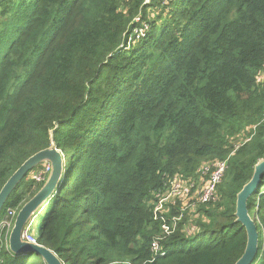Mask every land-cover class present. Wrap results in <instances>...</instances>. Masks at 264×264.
<instances>
[{
	"label": "trees",
	"instance_id": "obj_1",
	"mask_svg": "<svg viewBox=\"0 0 264 264\" xmlns=\"http://www.w3.org/2000/svg\"><path fill=\"white\" fill-rule=\"evenodd\" d=\"M52 143L65 172L29 227L64 264H235L247 244L237 193L264 158V0H0V190ZM217 161L216 200L194 189L186 208L156 212L175 180ZM257 190L261 240L264 179ZM6 232L0 264H46L12 253Z\"/></svg>",
	"mask_w": 264,
	"mask_h": 264
},
{
	"label": "water",
	"instance_id": "obj_2",
	"mask_svg": "<svg viewBox=\"0 0 264 264\" xmlns=\"http://www.w3.org/2000/svg\"><path fill=\"white\" fill-rule=\"evenodd\" d=\"M43 163L50 165L47 177L41 189L19 209L9 235V249L14 254L32 255L36 253L42 256L46 264H64L51 249L42 244L29 242L23 237L24 231L36 213L54 196L65 172L63 153L53 143L26 159L9 177L0 190V213L11 192L27 173ZM263 179L264 158L255 164L251 179L237 193L235 216L236 221L241 223L246 230L247 244L244 253L235 264H253L259 251V229L255 215H252L249 210V200L253 195H257V189Z\"/></svg>",
	"mask_w": 264,
	"mask_h": 264
},
{
	"label": "built area",
	"instance_id": "obj_3",
	"mask_svg": "<svg viewBox=\"0 0 264 264\" xmlns=\"http://www.w3.org/2000/svg\"><path fill=\"white\" fill-rule=\"evenodd\" d=\"M226 168H227L226 161H217V162H213L208 165L207 164L203 165L201 169L203 177L200 178V184H197L192 180H184V179L175 180L168 194L163 195L160 201L158 202V204L156 205L155 207L156 212L162 211L165 204L168 203L172 197L180 196L183 199H188L190 197H193L191 195L194 189H196L195 196L198 202L207 203V202L216 200L217 188H218L219 183L223 179ZM49 169H50V165L48 164L47 172L49 171ZM41 174L42 172L39 173V177L41 176ZM174 202L175 201H172V203ZM258 202H259V198L257 197V205H258ZM14 216H15V212L11 211L10 209L8 211L6 218L0 224V227L2 229H6L7 234L10 233L12 229V228L8 229L7 225L10 226V223L11 221H13ZM178 219H180V217L174 218V221H177ZM27 228H29V226ZM27 228L24 231V235H23L24 238L28 240L29 242L38 243L34 234L32 232H29ZM166 231L169 232L168 227H166ZM263 231H264V228L262 229V232ZM7 242L8 243H6V245L9 247V239ZM153 249L155 251H158L160 249L158 241L153 242Z\"/></svg>",
	"mask_w": 264,
	"mask_h": 264
},
{
	"label": "rangeland",
	"instance_id": "obj_4",
	"mask_svg": "<svg viewBox=\"0 0 264 264\" xmlns=\"http://www.w3.org/2000/svg\"><path fill=\"white\" fill-rule=\"evenodd\" d=\"M144 31H145L144 28H140L139 30H136L135 32L137 33V35L141 36V35H143ZM47 167H48V163H47V166L45 168L46 169L45 171H47ZM37 172L38 173L35 172L36 174L33 173L32 178H34L35 180H37L38 182H40L41 180L44 179V173H42L41 176L39 177V173L42 172V171L39 170ZM184 180H186V179H184ZM196 183L197 184H200V180H197ZM191 200H192V197H190L188 199H183L180 196H176V197H172L171 200H169V202L167 204H170V203H172V201H175L173 204L178 205L177 203L180 202V205L179 206L182 207V208H186L190 204ZM251 200H252V202L254 204H257V195H253V197H252ZM251 214L252 215L254 214V207L251 209ZM13 224H14V218H13V221H11L10 226L7 225V228L8 229L12 228ZM27 230H29V232H32L33 231L32 229H30V227L27 228ZM260 245L261 246H264V231L262 232V236H261V240H260Z\"/></svg>",
	"mask_w": 264,
	"mask_h": 264
}]
</instances>
